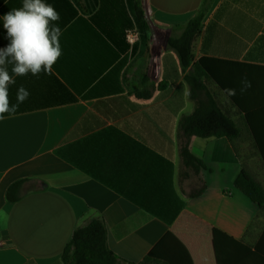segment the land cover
<instances>
[{"label": "crops", "instance_id": "1", "mask_svg": "<svg viewBox=\"0 0 264 264\" xmlns=\"http://www.w3.org/2000/svg\"><path fill=\"white\" fill-rule=\"evenodd\" d=\"M204 1L143 0L156 31L148 49H129L117 72L105 50L77 47L70 6L46 0L61 15L62 55L51 75L16 79L11 102L21 85L31 95L0 120V264H62L75 229L95 219L105 222L109 249L133 263L264 264V209L234 186L242 166L264 179L242 116L209 81L222 110L242 122L240 138L234 145L225 137L186 139L179 128L196 103L188 71L166 39L180 35ZM71 2L85 19L99 6V0ZM210 4L195 60L264 67V0ZM21 6L22 0H0V15ZM8 43L0 21V48ZM186 140L205 168L183 165ZM250 149L261 177L243 154ZM21 179H28L25 195L8 202L7 189Z\"/></svg>", "mask_w": 264, "mask_h": 264}, {"label": "trees", "instance_id": "2", "mask_svg": "<svg viewBox=\"0 0 264 264\" xmlns=\"http://www.w3.org/2000/svg\"><path fill=\"white\" fill-rule=\"evenodd\" d=\"M74 11V28L77 33V47L91 44L94 48L106 51L108 65L115 64L114 71L119 72L127 62V52L140 45L148 49L152 29L148 25L142 0H99L97 10L88 19L79 15L71 0H59ZM79 7L80 0H73ZM210 0L203 5L181 29V34L172 33L166 39L168 48L174 50L183 71H188L185 81L190 87V98L196 107L192 114L181 119L179 128L184 137L227 138L232 145L240 138L239 125L219 106L215 95L207 83L213 82L226 95L224 89L234 88L235 96L231 101L250 133L256 150L264 165V67L249 63L204 56L195 60L193 45L202 32L205 17L210 9ZM135 31L139 41L132 46L128 42V33ZM89 37V38H85ZM124 57L121 59V56ZM115 62V63H114ZM247 78L251 83L243 94L240 93L241 80ZM164 82L157 87L163 88ZM182 163L193 169L205 168L203 162L195 157L187 140L181 148ZM28 179H21L9 186L6 192L8 202L15 203L24 195V186ZM234 186L260 209H264V187L242 166L234 180ZM62 264H167L145 258L133 263L118 257L107 245V228L102 219H95L78 226L67 243L62 256Z\"/></svg>", "mask_w": 264, "mask_h": 264}, {"label": "clouds", "instance_id": "3", "mask_svg": "<svg viewBox=\"0 0 264 264\" xmlns=\"http://www.w3.org/2000/svg\"><path fill=\"white\" fill-rule=\"evenodd\" d=\"M60 13L46 0H22L20 8L0 15L9 43L0 48V120L5 114H15L31 93L23 86L16 90V103L10 100V88L18 77L51 75L53 66L62 55L60 38L63 34ZM240 93L251 87L247 78L241 80ZM228 97L234 88L224 89Z\"/></svg>", "mask_w": 264, "mask_h": 264}, {"label": "rangeland", "instance_id": "4", "mask_svg": "<svg viewBox=\"0 0 264 264\" xmlns=\"http://www.w3.org/2000/svg\"><path fill=\"white\" fill-rule=\"evenodd\" d=\"M142 5H143V10H144V13L146 12H149V10H148V7H147V5L143 2V0H142ZM148 16H149V14H148ZM149 19H150V21L152 22V24H154V21H153V19L149 16ZM149 25V24H148ZM234 118V117H233ZM237 122H238V124H239V126L243 129V124H242V122H240L239 120H237ZM243 154H245L246 155V160H247V163L248 164H251V167H252V169H253V172L255 173V175H257L258 177H261V174H260V172H259V170L255 167V164H256V158H257V154L254 152V150L253 149H250V151H248V152H246V153H243ZM263 170H264V167H263ZM257 177V178H258ZM258 180L262 183V185L264 186V179H259L258 178Z\"/></svg>", "mask_w": 264, "mask_h": 264}, {"label": "built area", "instance_id": "5", "mask_svg": "<svg viewBox=\"0 0 264 264\" xmlns=\"http://www.w3.org/2000/svg\"><path fill=\"white\" fill-rule=\"evenodd\" d=\"M148 14H149V16L151 17L150 12H147V13L145 12L146 20H147L149 26L151 27L152 31L155 32V31H156V29H155V24H152V22H151L150 19H149ZM151 18H152V17H151ZM138 41H139V37H138L137 32H135V31H130V32L128 33V42H129L131 45H134V44L137 43Z\"/></svg>", "mask_w": 264, "mask_h": 264}]
</instances>
